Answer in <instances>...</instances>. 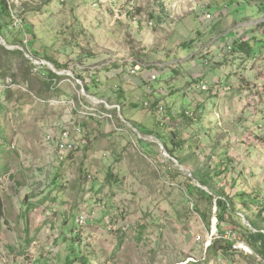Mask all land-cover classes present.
Instances as JSON below:
<instances>
[{"label":"rangeland","instance_id":"obj_1","mask_svg":"<svg viewBox=\"0 0 264 264\" xmlns=\"http://www.w3.org/2000/svg\"><path fill=\"white\" fill-rule=\"evenodd\" d=\"M14 9L24 31L6 17L3 39L65 75L47 88L45 65L0 56V85H29L0 89V264H264L247 242L264 234V0ZM217 198L233 208L221 222Z\"/></svg>","mask_w":264,"mask_h":264},{"label":"trees","instance_id":"obj_2","mask_svg":"<svg viewBox=\"0 0 264 264\" xmlns=\"http://www.w3.org/2000/svg\"><path fill=\"white\" fill-rule=\"evenodd\" d=\"M8 18L9 19V14H8V11H7V7H6V5L3 3V2H0V34H2V32H3V29H4V27L6 26V23H4V19L5 18ZM6 40V39H5ZM8 42V41H7ZM239 48H241V49H246V52L249 54V52H250V48H249V45H247V44H240L239 45ZM0 53H1V55L0 56H5V57H7V58H10V57H12V56H16V57H21L22 56V53L20 52V51H18V50H14V51H10V50H7V49H5L1 44H0ZM51 64H53L54 65V67L56 68V69H61V66H59L58 64H56V63H53V62H51V61H49ZM50 77H51V79H48V83H45L46 85H47V88H50V84H51V81H52V79H60L61 77L60 76H57L56 74H54V73H50ZM50 80V81H49ZM12 83H16L17 81H15L14 79L13 80H10ZM27 83V82H26ZM27 86L29 87V85H28V83H27ZM31 86H32V82H31ZM85 90H87L86 88H85ZM4 92L6 93V95H9L10 94V92H11V90H4ZM143 134H146V132L145 133H143ZM152 134V133H151ZM4 138L3 137H0V140H1V142H0V155L1 154H3L4 153V151L6 150V143L4 142V140H3ZM162 145L165 147V149L167 150V152L171 155V156H173V153H172V151L171 150H168V146H167V142H163L162 143ZM0 159H1V156H0ZM180 162V161H179ZM8 170V168H7V165L5 164H1V162H0V174H4L6 171ZM110 176H111V174L110 173H108V175H107V178H110ZM197 180H198V183L201 185V186H203V187H205V186H208V183H207V181L206 180H204V179H202V178H197ZM201 193L202 194H204L205 195V197L211 202L212 200H213V197H212V195H210V194H207V193H205V192H203V191H201ZM216 203V208H217V211H218V217H217V219H218V222H221V221H223V214L224 213H231L232 211H233V208H232V206H231V204L228 202V200L227 199H223V198H217L216 199V201H215ZM251 224V223H250ZM252 225V224H251ZM1 227V226H0ZM254 229H256L255 227H253ZM247 231L249 232V235H248V237H247V242L248 243H252V242H256V243H258V248H260V250H259V252L260 251H262L261 253H262V255L264 256V234L263 233H261V232H252L251 230H249V229H247ZM70 242H72V243H75V241L74 240H70ZM215 245H216V242L215 241H212V243H211V245L207 248V250H206V253H211V252H214V251H216L217 249H219V250H222L224 253H226L228 250H230V248L232 247V242L230 241V242H226V248L224 249V248H216L215 249ZM69 246V245H68ZM71 246V245H70ZM76 259V258H75ZM69 260V259H68ZM82 264H86V260H85V258H83L82 257ZM71 261H73V259H70V262ZM69 262V261H68Z\"/></svg>","mask_w":264,"mask_h":264},{"label":"built area","instance_id":"obj_3","mask_svg":"<svg viewBox=\"0 0 264 264\" xmlns=\"http://www.w3.org/2000/svg\"><path fill=\"white\" fill-rule=\"evenodd\" d=\"M0 2H3L7 7L11 28L15 31L23 32L24 31L23 19L14 9V7L18 5V0H0ZM41 64L44 65V62H41ZM154 79L155 77L152 76L151 80ZM22 84L23 83L21 84L12 83L10 80H7L4 84L0 85V89H4V90L21 89L23 91H26V89L28 88L27 85H25L24 87ZM105 111L107 112V110ZM106 115L107 114L101 112V117H103L101 119H104ZM107 117L111 118V116H107ZM74 131L80 132V129L78 127H74ZM72 136H73V132L63 128L59 129L58 136L54 142L55 148L60 152H70L74 150L75 142L73 141ZM47 139L51 141V136L49 134L47 135Z\"/></svg>","mask_w":264,"mask_h":264},{"label":"water","instance_id":"obj_4","mask_svg":"<svg viewBox=\"0 0 264 264\" xmlns=\"http://www.w3.org/2000/svg\"><path fill=\"white\" fill-rule=\"evenodd\" d=\"M0 44H1L5 49H7V50H10V51L19 50V51H21V52L23 53L24 57H25L26 59H28L29 61H31V62H32L33 64H35V65H37V64H41V62L36 61L34 58H32L30 55H28V54L25 52V50H23L22 48H20V47H14V46H11V45L7 44V42L3 39V37L1 36V34H0ZM44 65H45L47 68H49L54 74H57V75H59V76L65 75L64 72L57 71V70L53 67V65H51V64L48 63V62H44ZM67 75H70V73L67 74ZM81 92H82V94H83L84 96H86L87 99L90 100V97H89L87 94L84 93L83 88L81 89ZM93 103H94L95 105H99L101 102H99V101H95V102H93ZM120 119H121L123 122H125V121L123 120V118H122L121 115H120ZM125 123H126V122H125ZM126 124H128V123H126ZM129 126H131V124H129ZM131 127H132V126H131ZM151 138H153V137H151ZM153 139H154V138H153ZM161 144H162V143H161ZM161 149H162V148H161ZM162 150H163V149H162ZM166 156L169 157L167 154H166ZM169 158H170L174 163H176L177 165H179V167H180L181 170H183V171H187V169H185L182 165H180V164H179L178 162H176L174 159H172L171 157H169ZM198 184H199V183H198ZM199 188H201L200 184H199ZM202 190H204L205 192L209 193L208 190L205 189V188H203V187H202ZM253 230H254V229H253Z\"/></svg>","mask_w":264,"mask_h":264},{"label":"crops","instance_id":"obj_5","mask_svg":"<svg viewBox=\"0 0 264 264\" xmlns=\"http://www.w3.org/2000/svg\"><path fill=\"white\" fill-rule=\"evenodd\" d=\"M147 93V92H146Z\"/></svg>","mask_w":264,"mask_h":264}]
</instances>
